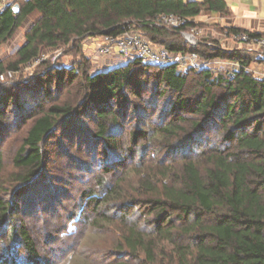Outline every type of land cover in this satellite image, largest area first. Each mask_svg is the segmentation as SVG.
<instances>
[{"label":"trees","instance_id":"trees-1","mask_svg":"<svg viewBox=\"0 0 264 264\" xmlns=\"http://www.w3.org/2000/svg\"><path fill=\"white\" fill-rule=\"evenodd\" d=\"M15 1L19 4L17 13L14 4L1 6L0 1V45L28 19L34 21L16 59L7 64L0 62V75L19 71L22 65L34 62L47 50L71 45L80 48L87 38L116 35L132 28L172 52H196L204 60L226 59L241 64L226 76L214 74L207 67L181 70L176 64L162 67L139 58L93 74L85 64L79 68H60L56 74L58 81L77 84L78 95L86 100L77 106L70 102L52 103L39 109L38 115L30 113L17 96L7 93L0 96V120L11 99L19 119L24 122L32 119L13 158V164L20 170L15 180L25 185L42 174L43 143L52 138L61 121L83 116L90 106L98 119L93 138L107 141L113 151L119 147L117 138L123 125L120 122L116 125L119 117L132 107L142 113L143 109L136 107L131 97L140 99L143 92L151 90L153 101L168 97V105L162 111L163 116L171 119L164 120L153 132L142 126L136 128L130 134L133 144L138 138L151 139L154 135L167 148L175 142L184 144V140L192 141L218 120L222 139L227 142L224 148L204 152L201 158L186 154L177 165L167 160L157 170L153 166L132 168L139 177L132 187L124 184L127 177L120 176L114 184L100 179V192L91 189L85 194L95 214L93 226L114 225L120 233L114 244L119 260L90 264H264V77L250 72L251 64L257 63L251 53L241 48L229 50L207 43L191 46L182 38L183 31L195 27L197 16L213 13L229 16L226 1ZM164 13H173L184 23L178 28L157 25V19ZM222 28L223 32L244 31L234 26ZM194 73L201 78L199 84L203 87L202 95L197 97L186 94L189 77ZM49 75L39 79L42 86L50 83ZM150 77L155 79L152 87ZM215 87L220 92L214 91ZM42 89L49 94V87ZM145 117L140 119L143 125ZM1 163L0 153V171ZM18 214L12 202L0 198V225ZM11 229L13 239L20 236L28 260L40 264L29 232L26 229L18 232L14 226ZM2 256L3 264H17L14 254Z\"/></svg>","mask_w":264,"mask_h":264},{"label":"rangeland","instance_id":"rangeland-1","mask_svg":"<svg viewBox=\"0 0 264 264\" xmlns=\"http://www.w3.org/2000/svg\"><path fill=\"white\" fill-rule=\"evenodd\" d=\"M33 21L34 18L28 19L9 40L0 45V62L7 64L16 59L18 48L25 42L26 31ZM194 21L195 27L187 32L193 34L197 41L191 43L182 34L185 43L191 46L215 44L229 50L236 48L237 45L233 42L223 43L227 39L223 36L222 27L227 21L221 16L202 14ZM91 39H85L80 48L71 45L64 49L47 50L34 62L22 65L19 71L3 73L0 75V96L3 93L17 96L30 113L36 112L35 115L41 111L39 109L47 108L52 103L70 102L77 106L84 102L86 98L78 95L77 84H61L58 81L57 70L74 66L79 68L85 64L93 74L122 64L120 58L110 59L99 55V43ZM206 67L214 74L223 76L235 71L233 60L226 59H214ZM202 68L204 67L196 69L198 71ZM53 69L56 72H51ZM249 70L255 76L263 77L264 63L251 64ZM47 74H50V83L42 86L39 79L44 80ZM189 78L186 94L194 97L202 95L199 75L194 73ZM154 82L155 79L150 77L149 87ZM43 87L50 88L49 94L43 93ZM216 90L220 92L218 87H215L214 91ZM142 96L140 99L131 97L138 105L136 107L143 109L141 114L132 107L125 116L118 119L116 125L119 122L123 125L122 128L120 126V136L117 138L119 147L116 151L111 149L107 141L93 138L92 133L97 130L98 119L91 106L83 116L71 119L75 123H71L69 119L61 121L52 138L43 143L45 157L42 174L27 185L15 180V175L20 170L13 164V158L20 149L32 119L26 122L19 119V114L14 111L16 104L11 99L5 107L4 118L0 120V198L5 202H12L19 214L11 219L9 217L0 225V260L2 255L14 254L17 264H33L28 260L20 236L12 238L13 226L18 232L23 229L29 232L37 247L40 264H90L92 261L106 263L119 260L114 250L119 229L114 225L93 226L91 220L95 214L92 206L87 203L85 194L91 189L100 192V179L114 184L125 176L127 178H124V184L132 187L139 179L132 168L149 169L153 166L157 170L167 160L177 165L184 160L186 154L201 158L204 152L217 147L224 148L227 144L222 139L223 130L218 120L192 141L184 140V144L175 142L167 148L157 135L151 139L138 138L133 144L130 134L136 128L142 126L144 130L153 132L164 120L171 119L169 116L166 118L167 115L163 116L162 111L168 105V97L163 96L160 100L153 101L151 90L143 92ZM144 117L143 121L146 123L143 125L140 119ZM191 117L196 118L195 115ZM73 127L79 131L74 133ZM0 264L3 263L0 261Z\"/></svg>","mask_w":264,"mask_h":264},{"label":"built area","instance_id":"built-area-1","mask_svg":"<svg viewBox=\"0 0 264 264\" xmlns=\"http://www.w3.org/2000/svg\"><path fill=\"white\" fill-rule=\"evenodd\" d=\"M1 6L14 4L15 0H0ZM157 25L167 28H178L184 23L182 18H179L173 13H164L157 21ZM195 32V29H193ZM187 41L196 43V38L193 34L183 31ZM226 39L231 40L237 44L236 48H241L253 55L256 63H264V36H253L248 31L231 32L226 30L223 33ZM98 54L102 57L113 58L116 56L123 57L130 61L133 58L142 59L145 62H151L159 66L165 67L176 64L179 68L189 69L206 67L214 60H204L200 54L196 52L176 53L169 50L166 46L153 43L140 30L132 28V30L112 35L105 34L102 36L98 44ZM220 60V59H216ZM220 62V61H216ZM235 70L241 67L237 61H233ZM264 77V75H262Z\"/></svg>","mask_w":264,"mask_h":264},{"label":"crops","instance_id":"crops-1","mask_svg":"<svg viewBox=\"0 0 264 264\" xmlns=\"http://www.w3.org/2000/svg\"><path fill=\"white\" fill-rule=\"evenodd\" d=\"M196 1V0H187ZM202 1V0H197ZM228 5V11H230L229 16L222 13H213L214 15H219L227 23L223 27H238L244 31L255 32L259 34H264V0H225ZM211 14V15H213ZM198 17V16H197ZM102 36L99 38H92L98 43H100ZM232 42L231 40H223V43ZM237 45V44H235ZM120 58L122 64L126 63L128 60L116 56L113 59ZM112 59V58H110Z\"/></svg>","mask_w":264,"mask_h":264},{"label":"water","instance_id":"water-1","mask_svg":"<svg viewBox=\"0 0 264 264\" xmlns=\"http://www.w3.org/2000/svg\"><path fill=\"white\" fill-rule=\"evenodd\" d=\"M13 10L15 13H17V11L19 10V4L18 3L14 5Z\"/></svg>","mask_w":264,"mask_h":264}]
</instances>
